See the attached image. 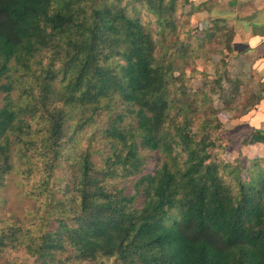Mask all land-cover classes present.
Here are the masks:
<instances>
[{
  "label": "trees",
  "instance_id": "trees-1",
  "mask_svg": "<svg viewBox=\"0 0 264 264\" xmlns=\"http://www.w3.org/2000/svg\"><path fill=\"white\" fill-rule=\"evenodd\" d=\"M121 2L0 0V191L13 173L35 168V180L47 173L40 195L51 202L44 224L37 215L30 242L21 229L0 228V255L18 242L43 264L64 253L115 256L121 264H264V175L247 170L243 178L237 167L225 172L235 170L228 180L220 172L221 164L232 165L201 148L209 134L196 138L191 118L180 120L188 103L169 96V78L179 65L163 60L167 52L158 53L151 30L128 12L140 4L166 34L177 27L182 2L192 6L191 19L206 5ZM209 27L228 32L231 52L235 32L226 19L213 18ZM43 51L51 52L46 64L38 59ZM30 74L37 75L35 83L15 99L18 81ZM103 111L106 121L91 133L101 137V146L65 150V138L78 143L76 135ZM219 126L209 120L210 128ZM244 142L264 143V129ZM100 151L108 154L103 163L95 160ZM156 156L154 170L146 172ZM58 170L69 174L67 184L50 180Z\"/></svg>",
  "mask_w": 264,
  "mask_h": 264
},
{
  "label": "rangeland",
  "instance_id": "rangeland-1",
  "mask_svg": "<svg viewBox=\"0 0 264 264\" xmlns=\"http://www.w3.org/2000/svg\"><path fill=\"white\" fill-rule=\"evenodd\" d=\"M126 2L127 0H122L121 5L124 6ZM193 4L196 5L194 2ZM55 5L60 7L61 2H57ZM128 12L133 16L141 17L142 21L151 30L159 43L158 53L163 55L164 52H167L163 56V60L167 62V60L172 59L179 65V68L173 70L172 76L169 78V96L175 104H180L177 101L178 99L188 103L179 112L180 120L183 121L186 116L188 120L191 118L190 131L196 138L199 139L205 136L204 133L209 134V140L201 148L208 150L211 158L214 155L219 162L232 165L224 169L221 164L220 172L228 180L235 178V170H232L230 175L225 172L237 167L243 178L246 177L247 170L253 173L255 177L264 175V143L244 142V139L252 134L250 124L244 118H246V113L258 101L263 88L260 82L252 83L253 79L251 81L249 76H243L235 69H231L230 52L226 51L229 38L228 32H222L219 29L213 33V31L207 30L210 28L211 19H206L207 17H203L199 12L195 13L193 19H191L192 6L183 5V2L176 16L177 27L175 30L167 29V35L162 34L161 26L155 22V17L148 14L140 4L130 5ZM184 42L187 43L185 50H183ZM50 58L51 52L49 51H43L38 56V59H42V64L49 62ZM119 61L116 60V62ZM40 66V64H37L36 68L42 74ZM21 74L27 73L23 71L16 73L17 76ZM16 75L13 77L14 79ZM43 76H45V73ZM35 77L37 75L30 74L29 77L26 76L18 81L22 89L14 91L12 93L13 97L16 99L18 95H26L25 92L30 91L28 87L35 83V81L33 82ZM238 82L239 87L236 89V83L238 85ZM3 96L4 93L0 92V97ZM211 107L216 112L211 113ZM101 117L91 127L80 130L76 135L78 143L74 144V142H69L68 137L65 138V150L80 152L90 146L100 147L101 137L96 135V138H94L91 133L106 121L107 113L103 111ZM209 120H213V125L219 123L221 126L210 128ZM87 132L89 133L87 134ZM203 150L202 153H204ZM78 153H73L72 158H75V156L78 158ZM107 155L103 151L97 152L95 160L103 163V158ZM185 158L184 154V157L178 160L177 165L182 166ZM148 160L149 163L145 166L146 172L154 170L157 156L152 160L149 157ZM16 165L21 170L23 168L27 169V164H24L20 158H16ZM34 170L35 168L24 170V175L13 173L11 175L12 179L8 180V185L2 186L0 191V228H5L6 231L11 228V230L21 229L29 242L32 231L39 229L37 224L41 219L37 215L42 216L44 224L51 207L50 200L46 199L44 195H40L48 183L47 173H43L41 178L35 180ZM57 173L60 174H56L50 180L60 185L67 184L69 174L59 170ZM3 195L4 198L5 196L8 198L7 202L1 199ZM36 207H39V212L35 209ZM31 210L33 211L31 212ZM19 216H21L20 219ZM14 244L15 246L12 244L1 253L0 264H43L33 252L29 251L27 244L24 245V243L18 242ZM57 261L54 264H121L115 256L83 259L71 256L70 253L59 254Z\"/></svg>",
  "mask_w": 264,
  "mask_h": 264
},
{
  "label": "crops",
  "instance_id": "crops-1",
  "mask_svg": "<svg viewBox=\"0 0 264 264\" xmlns=\"http://www.w3.org/2000/svg\"><path fill=\"white\" fill-rule=\"evenodd\" d=\"M205 4L199 13L203 17L224 18L235 34L230 52V67L252 83L260 82L261 97L246 113V121L253 132L264 128V0H193Z\"/></svg>",
  "mask_w": 264,
  "mask_h": 264
}]
</instances>
